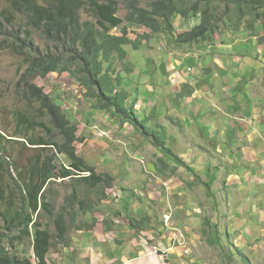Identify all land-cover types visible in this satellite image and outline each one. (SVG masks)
<instances>
[{"label": "rangeland", "instance_id": "1", "mask_svg": "<svg viewBox=\"0 0 264 264\" xmlns=\"http://www.w3.org/2000/svg\"><path fill=\"white\" fill-rule=\"evenodd\" d=\"M119 1L117 16L126 18L125 2L130 0ZM140 1L142 7H149V0ZM209 2L188 0L186 7L193 8L197 3L205 9ZM219 2L218 6L211 7L212 13L219 18L214 22L216 32L207 40L182 45L176 43L170 34L161 33L153 35L142 50L127 47L129 52L125 58L117 56L114 59L117 72L124 78L122 85L125 84L126 93L129 97L137 93L135 109L143 111L139 112L140 119L147 118L148 127L156 124L157 128L158 123L160 134L167 138L168 130L180 141L177 148L182 158L169 147L172 146L169 139L165 152V156L171 155L176 161L160 162L149 150L150 147L154 151L161 150L152 144L153 138L143 141L144 137L137 134L139 131L133 133V129L130 130L131 124L121 128L111 113L95 112V102L84 97L83 88L69 73L55 72L34 80L46 93L57 97L63 110L78 125V136L84 138L83 142L76 143L79 155L95 167L97 173H108L114 178L112 186L104 187V190L99 186L77 185V198L85 199L88 205L82 212H74L68 218L71 223V217L77 216L66 235L69 245L73 243L72 250L65 249L70 256L72 253L77 256L84 240L89 237L80 231L88 228L92 229L90 234L100 235L94 230L97 224L95 210L99 209L100 213L115 209L128 219L129 226L132 221L135 223L138 234L142 229L156 236L163 232L175 234L173 245L179 247L175 249L198 258V262L190 259L191 263L264 264V96L253 99L260 91L252 90L257 85L264 93V28L261 22L250 28V13L247 12L248 19L239 18L235 4H229L227 0ZM43 3L45 1L40 0V4ZM0 12L14 16L12 26L5 23L0 27V155L10 156L15 162L16 171L11 168L15 175L20 170L28 171L29 164L38 157L56 154V150L49 146L30 145L15 136L21 131L18 128L19 111L49 122V117L41 114V103L26 98L21 78L29 66L28 61L36 56L38 48L39 54H56L62 53L63 47L51 40L43 29L29 26L28 15L19 12L7 0H0ZM78 16L81 23H97V18L86 5L79 9ZM182 20L181 16L175 20L178 32L189 30L199 22L194 20L185 24ZM13 29H21V44L26 31L31 32L32 47L19 53L16 47L20 48L21 44H16L11 36ZM129 30L132 39L147 32L138 25ZM111 33L120 34L121 30L115 28ZM220 43H225L226 48L217 51L214 59L198 58L199 55L209 56L200 44ZM67 46L68 43L64 49ZM204 77L208 79L204 80ZM220 77L230 81L224 83L218 80ZM216 80L217 90L212 91V83ZM224 89L236 98H223V93L218 91ZM185 91L188 93H183ZM223 103L227 106H222ZM200 109L208 116L204 119L198 116L199 126L188 129L191 119L186 118L187 114ZM235 111L239 112L236 116ZM242 114L247 117V123H241ZM196 115L193 113L194 122H197ZM242 125L258 130L252 140L248 136L250 131L241 130ZM27 138L63 141L57 129L52 133L42 128L31 130ZM188 148L192 150L189 156ZM56 157L58 170L62 161L69 165L65 157ZM229 172L232 176L226 178ZM235 175L240 177L239 180L234 178ZM75 183V179L58 178L48 185L47 195L57 211L66 204V196L73 192ZM207 183L212 186L211 192ZM112 189L113 193L103 200L101 191L112 192ZM87 217L93 224L82 227L81 223ZM50 222L56 233L53 220ZM164 244L155 250H166L168 244ZM62 245L54 241L51 252L62 253ZM69 260L68 256V263Z\"/></svg>", "mask_w": 264, "mask_h": 264}, {"label": "trees", "instance_id": "2", "mask_svg": "<svg viewBox=\"0 0 264 264\" xmlns=\"http://www.w3.org/2000/svg\"><path fill=\"white\" fill-rule=\"evenodd\" d=\"M7 1L19 12L28 15L29 26L43 29L51 40L63 47V52L56 54H39L38 48L36 56L28 61L29 66L21 78L26 98L41 103V114L49 117V122L19 111L18 128L21 131L15 136L30 145L49 146L56 150V154L38 157L29 164L28 171L20 170L15 175L11 171L12 167L14 171L17 169L15 162L11 161L10 156L0 155V264H48L54 241L69 245L66 235L69 225H73L77 218L73 215L72 222L69 223V216L74 212H82L88 205L85 199L77 198V185L85 184L89 188L99 186L104 190V187L112 186L114 178L108 173H97L95 167L90 166L79 155L76 143L83 142L84 138L78 136V125L63 110L57 97L46 93L34 80L38 77L46 78L55 72L69 73L83 88L84 97L95 102V112L111 113L118 119L119 127L129 123L143 137L153 138V143L161 148L160 133L154 127L147 126V118L140 119L141 113L135 109L137 93L130 97L126 93L123 87L125 84L122 85L124 78L117 72L114 59L117 56L125 58L129 52L127 47L142 50L153 35L161 33L170 34L176 43L182 45L207 40L215 35L214 22L219 20L212 13L211 7L218 6L220 2L209 0L207 7L201 9L197 3L193 8H187L188 0H149V7L144 8L140 0H130L125 2L128 13L126 18H122L117 16L119 0H44L43 4H40V0ZM227 2L237 6L239 18L248 19V13L251 14L250 28L259 22L264 28V0ZM85 5L97 18V23H81L78 11ZM178 16L183 18L185 24L194 20L199 22L189 30L178 32L175 26ZM13 22V15L6 16L5 12H0V27L5 23L12 26ZM134 25L145 28L147 32L132 39L129 29ZM115 28L120 29L121 33L112 34L111 31ZM20 31L21 29H13L11 33L18 45L22 43ZM32 43L31 32L27 30L23 44L20 48L16 47V50L23 53L26 48L32 47ZM66 43L69 46L64 49ZM26 45L29 47H25ZM128 69L132 72L130 67ZM130 100H133L132 104L129 103ZM38 128L50 133L57 129L63 141L28 139L27 134ZM1 137L5 139L3 135ZM56 155L65 157L69 165L62 161L61 169L58 170ZM58 178L76 181L73 192L66 196V204L59 211L47 195L48 185ZM207 186L211 192L212 186L209 183ZM104 192L101 191L103 200L106 199ZM51 219L56 233L52 230ZM87 223L86 220L81 226H86Z\"/></svg>", "mask_w": 264, "mask_h": 264}, {"label": "crops", "instance_id": "3", "mask_svg": "<svg viewBox=\"0 0 264 264\" xmlns=\"http://www.w3.org/2000/svg\"><path fill=\"white\" fill-rule=\"evenodd\" d=\"M225 43H220L216 45H205V44H200V46L203 48L204 51L209 52V56L204 55L201 57L200 55L198 58L205 59V61H209L211 59L215 58V54L217 51H223L226 47L223 46ZM182 47V45H180ZM262 49V46H259ZM213 53L211 57V53ZM259 69V68H258ZM204 80H207V77L203 78ZM218 80L226 83L229 82L230 80L227 79L225 80V77H220ZM213 81L212 87L216 91L217 87V81ZM242 82L246 83V80H241ZM208 83H211V81H208ZM261 84V83H259ZM252 90H259L260 94L256 96V94L253 96V99H258L260 96H264V93L261 89H259V86L254 85L252 87ZM211 91V92H212ZM223 93V98L226 99H235L236 96L230 94L227 90H222L218 91ZM184 93V92H183ZM188 93V92H185ZM230 96H227L229 95ZM178 97H181L180 94H178ZM183 96V95H182ZM225 106L226 104H222V106ZM227 106V105H226ZM225 106V107H226ZM261 106V105H259ZM211 107V106H210ZM145 109V108H144ZM140 112L143 113L141 110ZM230 110L227 111L229 113ZM193 113L197 114V122L193 121ZM203 112L201 109L200 111H191L189 114H187V119L190 118L191 121H188L189 128L192 129V127H198V118L201 116L202 119L208 116V113ZM238 111H235V116L238 114ZM242 113V112H241ZM199 116V117H198ZM239 118V117H237ZM243 114L241 118V123H247L248 120H245ZM250 120V119H249ZM127 125V124H125ZM124 125V126H125ZM129 125V124H128ZM131 128L130 130L133 129V133H136L134 130L133 126L130 125ZM155 128L156 132H159L157 128L159 127V124L157 123V128L156 124L153 125ZM151 127V126H150ZM200 128V127H199ZM242 131H250L249 133V139L252 140L253 135L258 132L257 129H248L242 125L241 128ZM167 132V138L163 135L160 134V139H161V150L160 151H154L150 147V153L152 154V157H157V159L160 160V162H171V161H176L173 156H165V152L168 150V139L171 140L172 146H169L173 149V151L180 157V151L178 150L177 146L180 143V141H177L176 136L174 133H169L168 130ZM162 133V131H161ZM137 134L142 137V134L140 132H137ZM146 138H143V141ZM149 139V138H148ZM141 141V143L143 142ZM153 141V140H152ZM153 144V142H152ZM167 146V147H166ZM186 152H188V156L192 153L191 148L186 149ZM187 162V161H185ZM226 175V178L231 177L232 174ZM234 178H237L239 180V176L235 175ZM112 192H108V190L104 193L105 196H110ZM264 204V202H263ZM99 210V209H98ZM98 210H95L96 217H97V224L94 227V230H97L100 234L98 236L90 234L91 230L83 229L80 231V234H86L89 236L84 240V246L81 248V251L79 254L76 256L75 253H72L71 256L65 249H73V243L68 246H63L62 253L60 254H53L48 257V262L49 264H194L195 262L191 263L190 259H195L197 262L199 261L197 257H195L191 253H181L178 252L175 248L176 245H173V239L175 237L174 235H167L165 232H163L160 236H156L157 234H147V232L141 231V234L137 233L138 228H136L135 223L132 221L131 225L129 226V223L127 222L128 219L123 218V215L118 213L117 210L113 209L111 211H106V212H100L98 213ZM93 214V213H89ZM114 217V219L112 218ZM86 219L88 221L87 225L93 224V222H90V218L87 217ZM85 227V226H84ZM151 232V231H150ZM155 235V236H154ZM154 236V237H153ZM156 237V238H155ZM75 240V238H74ZM71 242V241H70ZM76 242V241H75ZM164 243H167V248L166 250H155L158 247H164ZM75 244V243H74ZM82 244V243H81ZM70 257L69 263L67 262V257ZM57 258V260H55ZM196 262V263H197Z\"/></svg>", "mask_w": 264, "mask_h": 264}]
</instances>
